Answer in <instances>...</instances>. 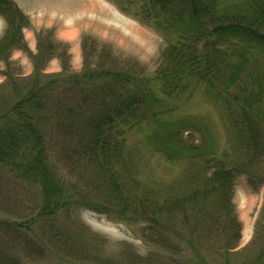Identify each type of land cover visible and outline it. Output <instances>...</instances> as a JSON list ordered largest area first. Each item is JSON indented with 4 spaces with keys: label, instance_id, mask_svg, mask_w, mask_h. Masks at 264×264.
<instances>
[{
    "label": "trees",
    "instance_id": "1",
    "mask_svg": "<svg viewBox=\"0 0 264 264\" xmlns=\"http://www.w3.org/2000/svg\"><path fill=\"white\" fill-rule=\"evenodd\" d=\"M141 14L143 21L175 35L157 76L171 86L168 98L174 99L177 92L187 96L191 86L195 91L201 89L230 121L246 127L253 140L263 141L264 0H151ZM0 15L8 21V32L0 40L1 56L23 47L22 30L28 26V18L12 0H0ZM69 84L78 88L71 102L62 89ZM160 84L158 79L150 81L137 73L94 69L43 82L35 76L27 84L15 86L13 98L0 100V166L40 187L37 220H51L64 204L100 213L116 210L117 220L144 224L146 245L160 249L171 264H264V241L254 245L256 249L243 261L232 260L241 239L233 202L235 183L240 173L249 174L252 165L230 167L217 154L202 125L199 128L208 132L202 146L177 141L178 128L187 126L184 120L162 123L150 138L169 162L188 165L180 180L185 178V184L160 189L149 186L139 193L127 190L116 173L115 162L125 146V127L139 125L140 113L146 116L142 105L156 102ZM64 109L71 117L86 121L85 143H77L78 149L94 165L96 176L90 185L100 188L105 204L80 201L67 180L49 167L41 121ZM117 133L123 140L115 137ZM139 184L135 178L133 187ZM31 224L19 225L26 230L29 225L34 232ZM4 225L15 223L0 219V264H20L10 257V235L3 234V228L8 229Z\"/></svg>",
    "mask_w": 264,
    "mask_h": 264
},
{
    "label": "rangeland",
    "instance_id": "2",
    "mask_svg": "<svg viewBox=\"0 0 264 264\" xmlns=\"http://www.w3.org/2000/svg\"><path fill=\"white\" fill-rule=\"evenodd\" d=\"M12 1L28 18V26L22 30L23 47L0 56V100L13 98L15 86L27 84L35 76L43 82L80 75L85 70L110 69L137 73L150 81L158 79L162 84L157 85L159 98L153 104L142 105L146 116L140 113L139 125L125 127V146L115 162L125 188L143 193L150 187L185 184V178L180 180L188 165L169 162L150 140L162 123L184 120L187 126H177L180 144L202 146L209 132L214 149L230 167L249 162L252 165L249 174L240 173L235 183L233 202L241 239L232 260L243 261L256 249L254 245L264 241V140H253L246 127L230 121L201 89L195 91L191 86L187 96L177 92L174 99L168 98L171 86L164 85V79L157 76L165 61L164 52L175 35L143 21L141 11L151 0H131L132 4L127 0H46L42 6L49 11L45 14L28 11L38 7L39 2ZM7 32L8 21L0 15V40ZM62 89L70 96L68 102L78 91L73 84ZM200 125L208 130L207 134ZM41 126L53 173L67 180L80 201L105 204L100 188L90 185L96 176L94 165L78 149L77 143H85L86 121L71 117L64 109L59 114L49 113ZM161 132L167 135L164 128ZM115 137L123 140L118 133ZM18 175L0 166V219L15 223L14 227L2 226L8 227L2 232L10 235V257L20 264H171L160 249L146 245L144 224L119 221L114 215L116 210L100 213L64 204L51 220H37L40 187L31 186ZM135 178L140 184L133 187ZM30 221L34 232L29 225L28 230L19 225Z\"/></svg>",
    "mask_w": 264,
    "mask_h": 264
},
{
    "label": "crops",
    "instance_id": "3",
    "mask_svg": "<svg viewBox=\"0 0 264 264\" xmlns=\"http://www.w3.org/2000/svg\"><path fill=\"white\" fill-rule=\"evenodd\" d=\"M20 1V0H19ZM19 1H16V2H18V4H20V2ZM24 2H26V3H28L29 1H31V2H36V3H38V7H36L35 9H32V8H30L28 11L29 12H39V14H45V13H47L48 11H49V9H47L46 8V6L45 5H43L42 6V4H43V2L44 1H46V0H23ZM41 4V5H40ZM26 9V8H25ZM23 10V9H22ZM31 10V11H30ZM34 10V11H33ZM25 11H27V10H25ZM29 12H27V13H29ZM30 14V13H29Z\"/></svg>",
    "mask_w": 264,
    "mask_h": 264
}]
</instances>
